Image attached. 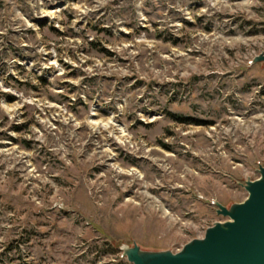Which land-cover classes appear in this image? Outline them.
Segmentation results:
<instances>
[{"label":"rangeland","instance_id":"obj_1","mask_svg":"<svg viewBox=\"0 0 264 264\" xmlns=\"http://www.w3.org/2000/svg\"><path fill=\"white\" fill-rule=\"evenodd\" d=\"M263 53L264 0H0V264L226 222L264 167Z\"/></svg>","mask_w":264,"mask_h":264},{"label":"water","instance_id":"obj_2","mask_svg":"<svg viewBox=\"0 0 264 264\" xmlns=\"http://www.w3.org/2000/svg\"><path fill=\"white\" fill-rule=\"evenodd\" d=\"M264 64V53L254 59ZM260 178L243 188L248 197L226 208L215 203L217 214L228 220L207 229L204 238L186 244L179 252H146L138 245L125 248L131 264H264V167Z\"/></svg>","mask_w":264,"mask_h":264},{"label":"trees","instance_id":"obj_3","mask_svg":"<svg viewBox=\"0 0 264 264\" xmlns=\"http://www.w3.org/2000/svg\"><path fill=\"white\" fill-rule=\"evenodd\" d=\"M180 122H181V123H189L190 121H187V120L181 119Z\"/></svg>","mask_w":264,"mask_h":264}]
</instances>
